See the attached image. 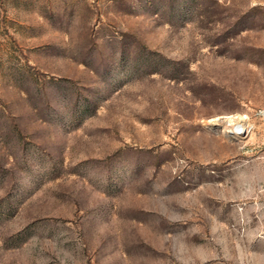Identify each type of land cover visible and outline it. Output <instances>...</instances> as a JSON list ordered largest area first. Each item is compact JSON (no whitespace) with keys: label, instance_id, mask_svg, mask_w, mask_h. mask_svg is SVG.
I'll return each instance as SVG.
<instances>
[{"label":"rangeland","instance_id":"rangeland-1","mask_svg":"<svg viewBox=\"0 0 264 264\" xmlns=\"http://www.w3.org/2000/svg\"><path fill=\"white\" fill-rule=\"evenodd\" d=\"M263 111L264 0H0V264H264Z\"/></svg>","mask_w":264,"mask_h":264},{"label":"bare ground","instance_id":"bare-ground-1","mask_svg":"<svg viewBox=\"0 0 264 264\" xmlns=\"http://www.w3.org/2000/svg\"><path fill=\"white\" fill-rule=\"evenodd\" d=\"M264 115V111H263ZM217 120V119H213ZM211 122V121H209ZM226 125H225V132L229 134L230 136L236 137V138H245L248 141H251L253 138V131L251 130L250 124L243 118V117H232L228 116L225 119Z\"/></svg>","mask_w":264,"mask_h":264}]
</instances>
